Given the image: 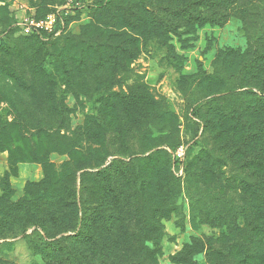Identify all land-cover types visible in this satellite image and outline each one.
Masks as SVG:
<instances>
[{
	"label": "rangeland",
	"instance_id": "1",
	"mask_svg": "<svg viewBox=\"0 0 264 264\" xmlns=\"http://www.w3.org/2000/svg\"><path fill=\"white\" fill-rule=\"evenodd\" d=\"M69 1L72 0H0V150H6L10 158L7 148L10 149L12 123L23 130L40 128L44 124L54 126L55 106L64 93V103L71 112L68 117L70 137L76 136L88 117L92 118L89 124L92 142L75 138L83 145V149L75 154L76 161L87 166L84 171L91 174L92 220L99 214L108 191H114L107 181L99 189L101 173L114 161L129 163L134 160V166H130L135 175L132 187L121 184L119 189L126 197L131 196L126 203V226H139L137 232L147 228L138 240H147L152 246L154 239L148 230H154L160 221L164 227V236L158 244L160 264H184L191 257L199 264H206L207 246L202 237L207 236L218 244L221 230L204 225L202 230L194 228L191 199L212 192L221 198L224 195L227 201L222 200V209H234L236 219L242 224L241 209H247L246 206L252 203L249 195L241 191L240 183L248 177L264 174L255 165H263V157L252 160L254 154L240 151L232 163L216 151L210 158H204L205 165L190 173L186 172L185 166L180 168L182 173L171 171L169 174L164 163L165 153L183 149L184 163L188 165L203 152L221 146L222 141H212L210 134H204L206 128L196 114L205 102L227 95L237 86L236 79H228L227 73H233L237 56L245 54L249 48L241 21L233 14L221 27L206 26L199 30L196 39L187 43V48L173 39L167 41L174 46L172 49L162 44L163 39L157 33L152 34V38L137 37L126 28L107 27L114 25H106L103 14L96 11L73 18L61 37L46 42L32 39L14 26L18 22L17 13L24 14L18 10V5L26 6L25 16L42 18ZM162 1L168 0H154V12L169 19L171 12L164 5L159 8ZM192 14L210 16L213 8L199 7L185 13ZM184 30V27L180 29ZM108 32L137 38L133 46L135 55L129 58L117 51L109 53V58L98 44L91 47L94 39L99 38L98 43L102 44ZM118 38L119 42L124 40ZM18 42H26L36 49L29 54L17 52ZM41 43L46 50L38 49ZM226 58L229 61L224 68ZM41 60L47 64L48 77L31 75L27 67L29 64L43 65ZM51 91L58 92L59 96L49 99L48 92ZM207 94L211 95L200 100ZM235 139L239 140L240 135ZM26 158L29 160L10 158L8 171L0 182V264H34L27 241L17 236L18 228L12 225V220L10 222V204L30 196L43 197L34 185L45 180L44 166ZM49 160L58 170L70 156L53 153ZM194 171L197 179L192 182ZM164 181L168 182L165 196L169 202L176 199L180 212H172L160 219L155 212L159 208L160 183ZM231 198L232 204L229 203ZM246 211L248 213V209ZM229 220V225L234 223L233 218Z\"/></svg>",
	"mask_w": 264,
	"mask_h": 264
},
{
	"label": "trees",
	"instance_id": "2",
	"mask_svg": "<svg viewBox=\"0 0 264 264\" xmlns=\"http://www.w3.org/2000/svg\"><path fill=\"white\" fill-rule=\"evenodd\" d=\"M132 1L98 0L87 9L77 11L69 22L86 12H101L106 25L107 23L116 25L107 27L126 28L130 34L137 37L152 38V34L157 33V36L163 39L162 44L169 45V49H172L174 46L167 41L173 39L187 48V43L196 39L199 30L206 26L221 27L234 14L241 21L249 41L248 51L238 55L235 60L236 71L230 75L227 73L228 79L233 81L236 79L237 86L230 89L229 94L205 102L196 114L206 128L204 134H210L212 141H222L221 146L203 152L200 158L188 165L184 162L181 164V160L165 153L164 163L169 169V174L171 171H179L181 165L184 168L187 166L186 172L190 173L193 169L205 165L204 158H210L216 151L231 162L240 151L254 154L252 160H260L262 157L264 160V97H260L264 95V0L162 1L159 8L164 5L167 11L171 12L169 19L163 18L159 13L155 14L154 0H143L139 4ZM199 7H212L213 14L204 17L185 15L186 12L197 10ZM182 27L185 28L184 31H180ZM165 29L167 30L164 31ZM1 36L2 32L0 38ZM29 37L46 42L37 36ZM118 37L124 40L119 42ZM136 39L131 35L108 32L102 44L98 43L99 38L94 39L91 41V47L98 44L105 54L121 51L125 57L129 55L130 58L135 55L133 46L137 43ZM18 45L20 47L16 49L17 52L25 51L29 54L32 49H36V46L30 47L26 42H18ZM38 49L46 50L42 43ZM35 60L38 61L37 58ZM228 61L229 58L223 61L224 68ZM40 63L43 65H27L30 74L48 77L46 62L43 63L41 60ZM244 88H254L256 91L251 89L241 91ZM48 93L49 99H56L59 96L55 91ZM210 95L207 94L200 100L207 99ZM64 99L62 93L55 106L54 126L44 124L40 128L23 130L14 123L10 124V149L7 148L10 158L17 160L29 157L41 163L45 170V180L40 185H34L39 188L43 197L30 196L19 203L10 204V222L12 220V225L18 228L17 236H22L27 241L34 264H160L158 244L164 236V227L160 221L154 230H148L154 239L151 242L152 246L147 240H138V236L144 235L147 228L144 227L141 229L142 232L139 230L137 232L139 226L129 228L125 223L128 207L126 203L131 196L126 197L119 189L122 185L132 187L135 175L130 166H134V160L129 163L114 161L101 173L99 189L101 186L104 187V181H107L108 184L111 183L114 191L112 193L108 191L105 202L98 210L99 214L94 215L92 220L91 174L84 171L87 166L77 162L75 158L77 151L83 149V145L75 138L87 143L92 142V127H89L92 118L88 117L86 124L79 129L76 136L70 137L68 117L71 112L66 107ZM238 135L240 139L236 140L235 137ZM53 153L68 154L70 160L57 170L49 160ZM255 165L260 172H264V163ZM80 171L84 172L79 175ZM196 174L194 171L192 182L197 179ZM2 178L3 176L0 182ZM174 182L175 186H178L176 181ZM167 184L166 181L160 183L157 196L159 208L155 213L160 219L172 212H180L176 206V199L169 202L165 196ZM240 185L241 191L249 195L252 203L250 208L246 206L248 213L247 209H241L242 224L236 219L234 209L228 211L224 210V207L222 209L223 201H227L224 195L221 198L219 194L212 192L191 199L194 228L202 230L204 225L210 229L221 230V244V241L217 244L202 235L204 239L202 242L206 241L205 247L207 246L206 264H264V174L254 175V178L248 177L242 180ZM229 203L232 204V198L229 199ZM230 218L234 221L231 225L228 224ZM79 225L81 227L77 231ZM68 233L73 234L67 235ZM193 253L192 251V255ZM184 264L199 263L191 257Z\"/></svg>",
	"mask_w": 264,
	"mask_h": 264
},
{
	"label": "built area",
	"instance_id": "3",
	"mask_svg": "<svg viewBox=\"0 0 264 264\" xmlns=\"http://www.w3.org/2000/svg\"><path fill=\"white\" fill-rule=\"evenodd\" d=\"M96 1L98 0H72L57 7L42 18L25 16L26 6L18 5V10L24 14L20 16V12L17 13L18 22L14 24V26L26 36H37L44 41L59 38L69 28V19L74 17L76 12L87 9ZM171 154L174 158L181 160V164H183L185 157V151L183 149H179L175 153L171 152ZM180 168L183 169V165H181ZM182 169L178 172L182 173Z\"/></svg>",
	"mask_w": 264,
	"mask_h": 264
},
{
	"label": "crops",
	"instance_id": "4",
	"mask_svg": "<svg viewBox=\"0 0 264 264\" xmlns=\"http://www.w3.org/2000/svg\"><path fill=\"white\" fill-rule=\"evenodd\" d=\"M9 158L6 152H0V179L2 175L8 171L9 167Z\"/></svg>",
	"mask_w": 264,
	"mask_h": 264
}]
</instances>
